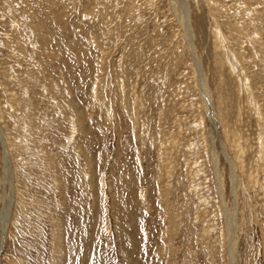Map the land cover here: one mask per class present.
<instances>
[{"label":"rangeland","instance_id":"obj_1","mask_svg":"<svg viewBox=\"0 0 264 264\" xmlns=\"http://www.w3.org/2000/svg\"><path fill=\"white\" fill-rule=\"evenodd\" d=\"M183 3L0 0V264H264V0Z\"/></svg>","mask_w":264,"mask_h":264},{"label":"bare ground","instance_id":"obj_2","mask_svg":"<svg viewBox=\"0 0 264 264\" xmlns=\"http://www.w3.org/2000/svg\"><path fill=\"white\" fill-rule=\"evenodd\" d=\"M174 7H175L176 11L178 12L179 16L181 17L182 22L185 25V28L186 29H187V27L191 28L190 25L187 23L188 20H187V18L185 16V12H184L185 4L183 3V0H175ZM188 32H189L188 30H186V32H185L186 33V38L188 39L190 48L192 50V55H193V58H194V61H195L194 62L195 63V67H196L197 73L199 75V87H200V90H201V95H202L204 101L206 103H209V106H210V96H211V94H210V90H209V87H208L207 79L205 78V74H204L203 68L201 66L202 64L199 62L198 56L195 53V50H194V47H193L192 36H191L190 33L188 34ZM209 110H210L209 112L212 115V120H213V126H212L213 138L217 139V131H216V125L214 123L215 120H214V115H213L214 113H213L212 109H209ZM236 227H237L236 226V222L233 221V223L231 224L230 229H229L230 252H231L232 256L236 253V244L234 242V237L236 236ZM2 250H3V243L0 244V252Z\"/></svg>","mask_w":264,"mask_h":264}]
</instances>
